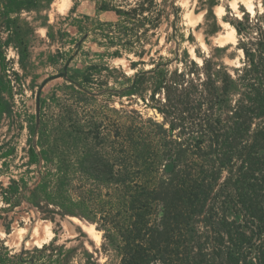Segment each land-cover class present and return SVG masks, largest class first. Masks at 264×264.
Instances as JSON below:
<instances>
[{"label":"trees","instance_id":"1","mask_svg":"<svg viewBox=\"0 0 264 264\" xmlns=\"http://www.w3.org/2000/svg\"><path fill=\"white\" fill-rule=\"evenodd\" d=\"M149 6L154 27L167 20L177 42L175 0L100 8L119 17L108 25L143 28L146 39ZM241 11L223 17L243 55L233 73L178 50L140 72L155 76L153 92L163 94L152 97L162 123L134 109L109 115L117 110L94 92L66 85L73 98L61 128L81 149L40 174L31 199L41 193L50 211L94 223L112 264H264V0Z\"/></svg>","mask_w":264,"mask_h":264},{"label":"rangeland","instance_id":"2","mask_svg":"<svg viewBox=\"0 0 264 264\" xmlns=\"http://www.w3.org/2000/svg\"><path fill=\"white\" fill-rule=\"evenodd\" d=\"M140 1L0 0V264H112L94 223L50 211L55 207L41 193L31 199L40 174L56 171L59 159L75 158L81 149L61 128L70 115L64 103L73 98L66 85L76 82L94 92L117 110L106 111L109 115L122 119L135 115L129 112L134 109L162 123L154 99L163 94L153 92L155 76L140 72L178 50V57L187 51L199 65L209 57L233 73L243 55L236 30L223 17L240 16L242 7L251 13L260 7V0H175L180 8L177 42L170 39L167 20L154 27L152 6L146 12V39L143 28L108 25L119 17L100 8L126 9ZM210 10L219 25L215 33L209 32ZM70 56L67 77L51 79L42 88L37 123V89L43 79L62 71Z\"/></svg>","mask_w":264,"mask_h":264},{"label":"water","instance_id":"3","mask_svg":"<svg viewBox=\"0 0 264 264\" xmlns=\"http://www.w3.org/2000/svg\"><path fill=\"white\" fill-rule=\"evenodd\" d=\"M80 44V42H78V45ZM73 56H70L67 61L65 62L64 66H63V69L62 71L56 73V74H53V75H50L48 77H46L45 79L42 80V82L40 83L38 89H37V92H36V121L38 123L39 121V101H40V94H41V91H42V88L44 87V85L51 79H54V78H58V77H63V78H66L67 77V67L71 61Z\"/></svg>","mask_w":264,"mask_h":264}]
</instances>
